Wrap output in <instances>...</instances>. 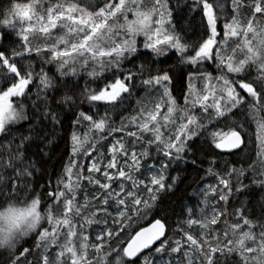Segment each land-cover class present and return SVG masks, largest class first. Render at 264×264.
Wrapping results in <instances>:
<instances>
[{"label":"snow or ice","instance_id":"6c2138e0","mask_svg":"<svg viewBox=\"0 0 264 264\" xmlns=\"http://www.w3.org/2000/svg\"><path fill=\"white\" fill-rule=\"evenodd\" d=\"M176 11L172 0L0 7V264H264V204L257 215L240 203L264 195V0H184L189 28ZM69 114V161L38 184ZM181 164L203 176L175 226L156 219L125 240L127 222L183 182Z\"/></svg>","mask_w":264,"mask_h":264},{"label":"trees","instance_id":"16d2710c","mask_svg":"<svg viewBox=\"0 0 264 264\" xmlns=\"http://www.w3.org/2000/svg\"><path fill=\"white\" fill-rule=\"evenodd\" d=\"M8 2L9 0H0V7H6L8 5ZM172 2L173 6L177 8V11L174 13V16L176 17L174 22L177 23V25L180 27L189 28L190 17L186 14V11H180V8L184 4V0H180L179 4H177V0H172ZM94 86L95 85H93V87ZM182 88L186 90V85H176L173 91V95L178 98V101L180 103H183V92L181 91ZM127 104L128 102H125V108H127ZM85 107L87 108L88 106L85 105ZM133 107H135L134 103ZM121 111H123V109H118L116 112L111 114L116 120L115 126L117 127L119 126ZM131 112L132 109L124 111V116H129ZM240 118L243 119V116H241ZM70 120L71 115L69 114L68 119L65 120L64 128L57 130L53 139V144L49 146V151L45 156L46 163L44 165V171L43 173H38V184H47L48 181L51 180L52 184L54 185L56 177L63 171V165L68 163L71 152V142L69 139V134L71 132ZM109 139H111V137H109ZM102 143H107V141H103ZM204 149L205 151H208L206 145L204 146ZM198 155L199 159L204 161L203 165L201 166V169H206L208 167V158H205L203 152L198 153ZM243 156L244 153H241L240 156L221 154V158L217 161V163L220 165V168H223L225 163L230 162L232 160L242 159ZM80 162L86 164L87 160L82 158ZM181 169L183 170L180 171L179 176L183 182L178 183L176 190L173 193H169L164 199L163 203H161L159 207L153 212H151L149 215L143 216L142 218L134 217L131 221H128L125 226V233H122L125 240H128L138 230L149 225L156 219H166L169 225L173 227L175 226L178 219V214L181 209V205L188 202L187 198L190 196L192 189L197 187V184L200 182L198 180V175L200 177L203 176L202 170L198 173L197 170H195L191 165L181 164ZM176 174L177 173L173 172V175ZM208 179L211 180L212 178L208 177ZM194 181L196 183H194ZM240 203L245 206H248L251 203V206L248 207V211L251 213L254 210L255 213L259 215L261 210L260 205L264 204V195H258L255 197V199H252L249 196H241Z\"/></svg>","mask_w":264,"mask_h":264},{"label":"water","instance_id":"95a60500","mask_svg":"<svg viewBox=\"0 0 264 264\" xmlns=\"http://www.w3.org/2000/svg\"><path fill=\"white\" fill-rule=\"evenodd\" d=\"M154 222H155V221H153L152 223H154ZM152 223H150L149 225L143 227L142 229H144V228H148V227H151V224H152ZM142 229H140V230H142ZM140 230H138V231H140ZM138 231H137V232H138ZM134 235H135V234H134Z\"/></svg>","mask_w":264,"mask_h":264}]
</instances>
